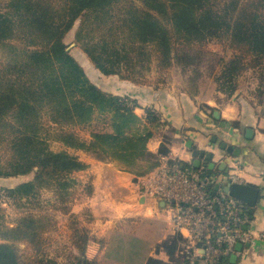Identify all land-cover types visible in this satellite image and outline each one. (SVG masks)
<instances>
[{"label": "trees", "instance_id": "1", "mask_svg": "<svg viewBox=\"0 0 264 264\" xmlns=\"http://www.w3.org/2000/svg\"><path fill=\"white\" fill-rule=\"evenodd\" d=\"M123 1L9 0L6 11H0V46L10 55L0 67V177H25L0 189L16 207L37 200L45 188L54 189L61 203H67L75 183L71 174L86 166L68 151L49 148L42 136L45 113L58 125V140L102 160L117 161L137 176L154 171L160 156L170 150L171 139L165 136L159 152L152 153L148 142L153 132L141 134L133 98L125 96L132 101L127 104L120 95L104 91L67 50L65 37L76 20H81L76 39L91 63L104 75L134 83L137 69L152 58L149 46L155 47L162 65L173 58L188 65L202 52L193 48L195 44L224 38L232 56L223 61L217 79L220 90L234 92L239 73L251 67L260 75L256 92L264 107V0H126L120 7ZM96 110L111 113L113 131H92L86 140L71 128L90 123ZM146 115L152 124L160 123L154 110L147 108ZM241 205L252 219V210ZM4 210L0 205V264H98L87 258L89 234L75 219L74 252L63 263L38 256L44 235L57 221L51 212H27L12 227L4 221ZM133 241L131 255L141 251L135 244L140 240ZM18 243L32 248L34 261L21 253ZM187 244V238L174 233L158 244L170 262L149 257L146 264H188ZM118 249L122 252L120 244Z\"/></svg>", "mask_w": 264, "mask_h": 264}, {"label": "crops", "instance_id": "2", "mask_svg": "<svg viewBox=\"0 0 264 264\" xmlns=\"http://www.w3.org/2000/svg\"><path fill=\"white\" fill-rule=\"evenodd\" d=\"M88 61L95 70H98L89 59ZM84 69L90 79L104 91L133 98L134 112L141 119V130L148 122L145 118L146 109L153 106L160 118L159 125L164 124L166 132L170 130L172 135L170 150L166 154L167 159L162 160L160 157L159 166L166 163L179 164L184 168L204 167L207 174L218 178V182L212 187L213 191L217 186L218 189L221 187L223 190L229 182V174H236L242 183L251 184L260 189L257 205L247 206L248 210H252L253 217L245 227L254 233L253 238L245 244L236 243L232 252L220 264H264V124L261 125L264 118L260 117V110L255 101L252 98L235 99L238 96L237 93L232 95L228 100H233L231 102L235 105L239 104L238 115L233 114V105H226L219 109L220 120L226 122L225 126H219L218 120L205 111L195 114L198 108L196 99L189 93L180 94L177 97L166 96L159 90L140 87L141 85L128 82L116 75L115 78L109 77L100 70H98L99 75L104 78L101 79L98 76L99 81H95L85 67ZM228 100L222 96V106ZM246 104L249 106L246 107ZM225 112L228 113L227 116ZM207 118H213L214 123ZM107 119L106 130L108 131L101 132L113 131L111 118ZM249 128L253 130L252 138L246 137ZM155 129L152 130L153 136L148 142V149L157 154L164 141V131L158 129L156 125ZM85 139L90 140L91 136ZM59 143L63 147L62 150L73 152L71 154L77 156L86 165L85 168L71 174V177L75 179V185L77 183L83 186L86 192L82 201L75 199L73 207L70 206V213L77 219H82L85 215L90 218L89 223L85 222L86 230L94 240H90L88 244L87 258L95 259L98 264H101L103 257H105L103 264H146L149 257L170 262V256L164 249H158V244L172 236L174 231L166 214L165 204L153 200L140 188L139 181L143 176H137L133 172L122 169V164L117 161L102 160L84 149L72 148L60 140ZM223 143L233 146V151L229 152L227 147H222ZM236 149L239 150L238 154L234 153ZM158 167L152 173L157 171ZM3 179L17 181L15 184H0L6 187L17 185L25 177ZM128 217L145 222L143 233L133 234V239H139V243L142 241L149 245L148 249L145 248V251L142 249L134 255H131V249L128 254L124 248L121 252L118 247L111 244L113 235L116 233L111 225ZM153 221L162 224V228L152 235L145 228V224ZM181 236L187 238L185 235Z\"/></svg>", "mask_w": 264, "mask_h": 264}, {"label": "rangeland", "instance_id": "3", "mask_svg": "<svg viewBox=\"0 0 264 264\" xmlns=\"http://www.w3.org/2000/svg\"><path fill=\"white\" fill-rule=\"evenodd\" d=\"M133 1L137 4H140L139 0ZM8 2L9 0H0V11H6ZM120 4L121 7L122 4H127V2L126 0H124ZM119 9L120 8L117 7L116 11H119L120 13ZM80 25L81 20H76L74 26L66 34L65 43L67 45V50L76 59H78V61L87 69L92 79H94L95 81H99L98 76L101 77V79L104 77L99 75V71L95 70L91 66L87 59V55L83 52L81 44L76 39V33ZM149 47L150 49H152L151 60L146 63L145 66L141 68V70L137 69L138 71L136 72V80H138V82L135 83L141 85L140 87H150L152 90H159L162 94L172 97H177L180 94L189 93L196 99L198 108L196 109L195 114H201L202 111H205L211 117H214V113L216 111L219 112V109L226 107V105H233V114L238 115L239 104L235 105L234 102H231L233 100H228V98L232 97V95H236L237 93L238 96L235 99L245 100L252 98L257 104L258 109L260 110V117L264 118V107L260 103V98L257 96L256 92V89L258 88L259 84L258 80H260V75L258 71H255L251 67L243 69L237 77V87L234 92L228 95L220 90V82L217 79L219 74L221 73L223 61L228 60L232 56V51L225 45L224 38L204 42L202 46L199 44H195L193 48H195V50H202V52L199 58H197L195 61L191 62L188 65H184L182 62L176 61V59L174 58L169 64L167 63L162 65V63H160L158 59L157 53L154 50L155 47ZM9 58L10 55L8 54L7 48L0 46V67L7 63ZM109 77L115 78L116 76L109 75ZM127 81L132 82L131 80ZM120 96L123 101L127 100L124 99L127 98L125 97V95ZM222 96H225V98L228 100V102H226L224 106H222ZM128 103L132 104V101L128 100ZM248 106L246 104V107ZM149 108L155 110L153 106ZM92 118L94 119L86 125L73 126L72 128L70 126V128L76 130L79 136H81L82 138L90 137L92 131H108L106 130V125L108 123L107 118H112L111 113L96 110ZM145 118L149 117H147L146 115ZM207 119L214 123L212 120L213 118ZM262 122L263 123L261 125L263 126L264 120ZM155 125L158 129L164 131L163 140L165 136L170 137V139L172 140L170 130L166 132V129L163 127L164 124L163 126H160L159 123ZM155 125L151 124V122L148 121L146 124H144L145 127L142 128L141 134H146L149 131L156 130ZM57 126L58 125L51 119L48 113H45L43 115L42 136L48 142L49 148L54 151H59L63 149L62 145L59 143V140L57 138ZM108 127L110 128V126ZM66 151H68L69 153H73L69 150ZM2 154H5L4 147L2 150ZM122 166V169H126L124 168V166ZM186 168L189 169L191 167ZM4 180L5 179L0 178L1 185H5L7 183L15 184V182H17L15 180L9 181V179H7L6 181ZM70 192L71 199L67 203H61L60 197L54 189H42L37 200H30L28 204L22 205L21 207L11 205L10 207L5 208L3 212L4 221L5 223L13 227L17 224V219L27 212H34L35 214H38V212L41 210H43L44 212H51L56 217L57 221L56 223H53L51 230L44 235L45 244L41 246L42 250L38 256L44 258L45 255H49L52 258L58 260L59 262L65 263L68 260L69 254L74 252V249L72 247V236L74 231L73 225L71 223L73 222L72 219H75L77 221V224H75L79 228H86L85 222L89 223L88 219H90L86 215L82 219H77L74 214L70 213V206L73 207L75 199L77 198V200L82 201V197L85 195L86 192L85 188H83V186L77 185V183L75 185L74 183V185L71 186ZM64 206L66 207V210ZM63 208L65 211L63 210ZM144 223H142V221L138 220L137 218L130 217L126 219L122 218L120 219V221H117L115 223L113 222L111 226L112 229H114V232L116 233L113 235L111 244L114 245L116 248L120 244V246H122V248H124L125 251L127 250L128 254H130L131 244L132 242L134 243L133 234L143 233ZM145 225V228L148 230V232L152 233V235L156 234L162 228V224L158 223L157 221L146 223ZM90 240L93 241L94 238L89 235L87 248ZM0 242L3 241L0 240ZM135 244L141 245V250L144 249V251L145 248H149V245L142 241L141 243L136 242ZM18 247L22 254L27 255L28 260L33 259L34 261L33 255H35L36 253H34L32 248L29 247L28 244L18 243ZM87 248L85 252L86 256H88ZM104 262L105 257L102 258L101 264H103Z\"/></svg>", "mask_w": 264, "mask_h": 264}, {"label": "built area", "instance_id": "4", "mask_svg": "<svg viewBox=\"0 0 264 264\" xmlns=\"http://www.w3.org/2000/svg\"><path fill=\"white\" fill-rule=\"evenodd\" d=\"M124 102L130 104L128 99ZM160 157L167 159L166 155ZM217 180L204 167L187 169L165 163L139 181L144 194L164 201L174 233L188 238L185 249L188 264H220L236 243H248L254 236L244 228L249 217L241 202L224 194L221 187L213 194ZM228 180L242 183L236 174H229ZM0 205L4 208L14 205V199L1 189Z\"/></svg>", "mask_w": 264, "mask_h": 264}, {"label": "water", "instance_id": "5", "mask_svg": "<svg viewBox=\"0 0 264 264\" xmlns=\"http://www.w3.org/2000/svg\"><path fill=\"white\" fill-rule=\"evenodd\" d=\"M214 117L216 120H218V125L219 126H225L226 122L220 120V112L216 111L214 113ZM253 136V130L249 128L247 130L246 137L247 138H252ZM222 147H227V150L229 152L233 151V146H227L225 143L222 144ZM239 150L236 149L234 151L235 154H238ZM35 170H38V167H35ZM218 189V186L215 188V191ZM223 190L229 194L230 196L236 198L240 202L246 204L249 207H255L258 202L259 198V192L260 189L254 185L247 184V183H232L228 182ZM215 191H213V194H215ZM162 204H165L164 201H161ZM246 228V227H244Z\"/></svg>", "mask_w": 264, "mask_h": 264}, {"label": "clouds", "instance_id": "6", "mask_svg": "<svg viewBox=\"0 0 264 264\" xmlns=\"http://www.w3.org/2000/svg\"><path fill=\"white\" fill-rule=\"evenodd\" d=\"M228 115V113L227 112H225V116H227Z\"/></svg>", "mask_w": 264, "mask_h": 264}]
</instances>
